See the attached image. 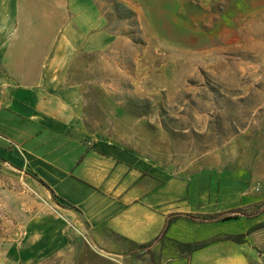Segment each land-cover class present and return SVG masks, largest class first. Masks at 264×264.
I'll return each mask as SVG.
<instances>
[{"label":"rangeland","instance_id":"rangeland-1","mask_svg":"<svg viewBox=\"0 0 264 264\" xmlns=\"http://www.w3.org/2000/svg\"><path fill=\"white\" fill-rule=\"evenodd\" d=\"M91 1L108 45L72 71L86 135L173 172L217 171L264 203V0ZM33 184L0 175V264L160 262L161 247L111 236L105 250L74 227L64 244L28 235L53 212Z\"/></svg>","mask_w":264,"mask_h":264},{"label":"crops","instance_id":"crops-1","mask_svg":"<svg viewBox=\"0 0 264 264\" xmlns=\"http://www.w3.org/2000/svg\"><path fill=\"white\" fill-rule=\"evenodd\" d=\"M91 0H0V175L20 173L52 203L27 234L64 244L74 227L108 250L110 237L162 248L158 264H264V210L198 224L173 214L251 213L261 203L213 170L189 175L86 135L84 95L73 69L80 54L107 48ZM38 184V185H35ZM221 239L182 256L175 242ZM38 239V240H40ZM34 242V241H33Z\"/></svg>","mask_w":264,"mask_h":264},{"label":"trees","instance_id":"trees-1","mask_svg":"<svg viewBox=\"0 0 264 264\" xmlns=\"http://www.w3.org/2000/svg\"><path fill=\"white\" fill-rule=\"evenodd\" d=\"M251 213H247L244 211L242 208H235L231 211H229L226 214H173L167 217L164 229L159 237H157L155 240H159L164 238V235L166 231L168 230L169 226L175 222L177 219L183 218L187 221L193 222V223H198V224H204V223H213V222H218V221H223L226 219H230L232 217H237L240 214L243 215L244 217L247 218H252L257 216L259 213L263 212L264 210V203H258V204H253L250 206ZM243 235H224L222 237L217 236V237H212L208 240L201 241V242H193V243H178L175 242L177 245V248L179 249L180 253L182 256H187L191 254L193 251L203 248L204 246L221 240H231L234 242H241L243 240ZM131 243V242H130ZM152 242L146 243V244H136V243H131L134 247L137 248H144L147 247L151 244Z\"/></svg>","mask_w":264,"mask_h":264}]
</instances>
